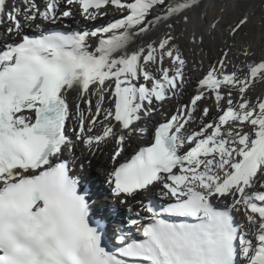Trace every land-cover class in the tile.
Listing matches in <instances>:
<instances>
[{"label": "snow or ice", "instance_id": "obj_1", "mask_svg": "<svg viewBox=\"0 0 264 264\" xmlns=\"http://www.w3.org/2000/svg\"><path fill=\"white\" fill-rule=\"evenodd\" d=\"M228 6L209 19L204 0H0V264H264V95H250L264 84V48L244 32L246 11L224 26ZM109 7L121 17L92 30L46 29L74 8L95 21ZM206 43L216 51L207 68ZM192 72L190 102L119 163L147 132L139 122ZM72 120L88 152L114 144L107 182L121 204L159 190L162 203L137 201L147 215L128 221L142 239L121 233L110 251L102 224H90L62 159L75 151Z\"/></svg>", "mask_w": 264, "mask_h": 264}, {"label": "bare ground", "instance_id": "obj_2", "mask_svg": "<svg viewBox=\"0 0 264 264\" xmlns=\"http://www.w3.org/2000/svg\"><path fill=\"white\" fill-rule=\"evenodd\" d=\"M38 2L42 4L43 0H38ZM169 2H171V0H169ZM238 2L241 4V8H233L231 6L232 0H204L205 7L200 9V11L206 12L207 17L211 19L213 16L219 15V6L221 4L228 3L229 6L226 8L224 13L225 27H227L229 23L235 22L241 10L246 11L251 18V23L244 30V32H247L248 39L254 41L255 47L258 49L264 48V44L261 43L262 38H264V0H238ZM214 4L216 7H213ZM73 12L74 15L72 17L55 25H47L46 29L67 26L71 31L92 30L95 27L106 25L110 21L119 19L122 15L115 9L109 7L106 15L92 21L86 20L80 14L78 8H74ZM26 31L29 33H38L39 29L32 27L26 28ZM157 31V29H153L150 35L154 37ZM241 36H243V33H241ZM4 38L5 32L3 26H0V45L3 44ZM145 39H147V37ZM133 46L135 47L136 45ZM204 54V67L207 68L209 60L214 61L216 58V51L212 48L210 43H206ZM191 75L192 73L189 74L188 78L190 83L188 84L190 86L186 83L181 95L170 98L161 108L152 113L150 117L144 118L139 122L140 126L145 128L147 132L143 136L137 135L132 140L126 142V150L122 153L121 157H118V162L127 158V156L134 152L140 145L149 141L153 126L158 121H162L165 117L173 114L180 104H188L190 102V98L195 91V87L192 86V79L197 80L198 78V75L195 78H190ZM250 95L254 98L264 95V84L258 83L251 91ZM74 97L75 94H73V97H70V102L73 104L75 103ZM206 104L212 107L210 115L207 118L208 120H211L217 115L215 107L212 106L214 102L204 101L201 103V108H203ZM197 115H199V113ZM75 124L76 121L72 120L68 123L66 128V136L68 139L75 142V151L69 153L67 149H65L62 156L63 158H67L69 160L71 173L90 186L91 192L89 199L91 206L96 212L100 213L103 218L109 220V228L111 232H115L119 235H121V233H128L129 235L137 234L138 231L128 224L129 219L136 218V212H141V214L145 216L147 215V213L143 212L141 203H138L137 201H142L146 204L145 200L152 196L160 199L158 196L159 190L156 189L148 193L141 192L135 199L128 198L127 204H121L120 200L113 195L112 187L107 182L108 174L114 167L113 161L111 160V155L115 147L114 144L109 143L94 153L88 152L79 142L75 141L72 131ZM239 219L240 217L237 216V220Z\"/></svg>", "mask_w": 264, "mask_h": 264}, {"label": "rangeland", "instance_id": "obj_3", "mask_svg": "<svg viewBox=\"0 0 264 264\" xmlns=\"http://www.w3.org/2000/svg\"><path fill=\"white\" fill-rule=\"evenodd\" d=\"M66 28H68V29H69V27H67V26H66ZM188 83H189V82H188ZM188 83H187V84H188ZM189 84H190V83H189ZM189 84H188V85H189ZM192 84H193V83H192ZM189 86H190V85H189Z\"/></svg>", "mask_w": 264, "mask_h": 264}]
</instances>
